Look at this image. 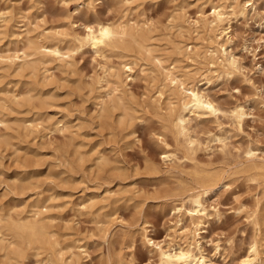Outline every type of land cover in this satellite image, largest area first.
<instances>
[{"label":"rangeland","instance_id":"rangeland-1","mask_svg":"<svg viewBox=\"0 0 264 264\" xmlns=\"http://www.w3.org/2000/svg\"><path fill=\"white\" fill-rule=\"evenodd\" d=\"M216 1L227 4L231 0H0V8L10 12L9 20L0 26L5 32H0V87L6 93L8 89L7 94L18 93L22 101L6 109L9 123L13 125L12 118L39 113L67 124L60 131L39 128L34 135L17 134L11 140L13 145L0 144V211L26 210L39 198L49 206L45 213L51 215V228L58 239L84 244L87 254L78 257L77 264H114L118 256L125 260L132 256L139 264L152 263L155 254L141 238L142 227L152 240L181 242L172 236L180 221L171 207L195 186L193 167L183 157V143H175L172 131L166 132L165 140L169 148L177 147L180 162L162 157L160 132L165 130L158 112L166 110L162 109L165 99L159 107L154 100L161 82L154 61H139L142 65L136 66L133 78L124 79L128 103L136 115L126 125L117 123L116 115L104 118L99 110L98 99L106 97L105 84L96 79L105 58L90 48L73 52L70 66L55 59L46 66L36 62L32 71L5 62L21 42L9 34L11 27L21 34L22 41L28 36L37 44L53 40L59 30L82 32L96 19L138 20L148 27L153 53L163 56L165 64L178 59L175 64L181 70L195 71L199 88L219 108L216 116L190 119L200 142L196 160L201 166L223 170L229 178L226 186L205 198L207 208H216L219 215L207 217L198 239L212 261L238 264L253 235L247 214L257 200L264 201L261 186L242 172L234 173L245 163L246 147H258L256 159L264 158V0H238L246 5L244 15L231 14L226 23L229 37L225 50L236 61L228 75L218 73L216 67L208 70L211 65L203 57L204 32L193 24L200 11L208 14ZM176 17L182 20L183 31L174 24ZM193 49L199 50L200 56H187ZM107 58L114 64L119 60L115 55ZM141 66L155 70L150 72L149 67L141 72ZM28 86L44 92L49 101L40 105L24 100ZM236 105L245 111L240 124L231 115ZM8 131L17 133L12 128ZM211 134L222 140L212 139ZM75 148L83 152L82 160L77 159ZM105 194L110 198L104 200ZM82 204L87 205L85 210ZM96 214L105 222H98ZM261 242L264 246V240ZM0 264H7L1 256ZM21 264L38 263L28 254Z\"/></svg>","mask_w":264,"mask_h":264},{"label":"bare ground","instance_id":"bare-ground-1","mask_svg":"<svg viewBox=\"0 0 264 264\" xmlns=\"http://www.w3.org/2000/svg\"><path fill=\"white\" fill-rule=\"evenodd\" d=\"M245 10V3H240L238 0H231L227 4L216 1L211 4L208 14L200 11L199 16L194 20L195 29L199 27L204 32L206 47L203 50V57L206 64L211 65L208 70L216 67L218 73L228 75L236 68L234 57L225 50V43L229 37L227 31L229 26L226 23H228L231 14L242 16ZM9 14L8 10L0 8V26L9 20ZM174 24L180 31L184 30V25L179 17H176ZM14 29L11 27L9 34L14 36L16 42L20 40L21 42L14 48L11 55H7L5 61L7 66H14L18 69L27 67L33 71L36 68V62L46 66L49 61L55 59L70 66L73 52L84 47H88L94 53L104 57V65L101 66L102 72L96 82L104 81L103 91L106 97H99L97 103L104 118L109 119L116 115L117 123L123 125L129 124L136 117L131 104L129 105L130 102L128 103V91L125 89L124 79L133 78L136 66L147 64L149 62L147 60L154 61L155 67H158L161 73H159L161 82L157 86V95L154 100L159 102V107L162 104L160 101L165 99L162 109L166 110V113L158 112L165 130L160 132L163 145L162 157L168 161L180 162L181 157L178 158L176 155L177 147L169 148L170 145L165 140L166 132L172 131L175 143H183L182 146L185 149L183 157L192 164L195 186L190 188L189 192L184 194L185 197L180 198L178 203H174L171 207L178 215L177 222L180 221L174 226L172 236L178 237L181 242L173 239L164 243L152 240L142 227L141 238L149 246V250L155 254V260L148 264H217L203 253L198 239L200 237L199 230H201L200 225L206 222L208 216L212 214V216L218 217L219 215L216 208L212 207V211L207 208L204 203L205 198L211 193L215 194L218 187L226 186L229 178L223 170L201 166L199 160L195 158L194 153L200 142L193 134L190 119L204 115L216 116L219 109L212 99L199 88L198 80L194 76L195 71L191 73L188 70H181L179 65L175 64L178 59H173L175 61L170 62L171 64H165L163 56L153 53L148 27H144V22L139 23L138 20L128 18L118 21L96 19L93 23L86 24L82 32L59 30L56 31L57 36L53 40H42L37 44H33L28 36L22 41L21 34ZM3 31L0 29V32ZM63 40L71 44L65 45L62 43ZM176 47L180 49L181 46L176 44ZM190 50H188L187 56L191 58L200 56L199 50L193 49L191 54ZM109 55L119 58L117 64L108 62L110 60L106 57ZM139 61H142V64L138 63ZM44 65L43 67H45ZM145 68L141 66L138 69L143 72ZM47 69L46 67L45 70ZM154 70L152 67L149 68L150 72H154ZM121 74H124L123 78ZM149 74L153 76V74ZM205 79H208V76ZM80 88L77 85V89ZM4 90L0 87V144L13 145L11 140L17 134L34 135L36 131H39V128L60 131L67 126L66 122L61 119L51 121L50 116L41 117L39 113L27 118H12L13 125H11L9 123L11 119H9L6 109H13L14 103L19 104L22 101L17 96L18 93L7 94L9 90L7 89V93ZM24 92V100L29 103L37 102L41 105L49 101L44 96V92L33 86H28ZM244 114L245 111L241 105H236L231 111L237 124H240ZM9 128L15 129L17 133L8 131ZM210 137L214 140H222L220 135L211 134ZM16 149L17 147H14V150ZM257 149L258 147L248 146L243 150L245 163L234 173H244L246 179L253 181L256 186H261L264 193V158L256 159L258 158ZM74 152L77 159L82 160L83 152L78 148H75ZM102 198L105 200L110 196L105 194ZM29 204V209L26 210L0 211V256L3 261L7 264H21L29 254L35 257L38 264H77L78 257L87 254L84 244L59 240V235L57 236L54 229L51 228V215L45 213V211H49V206L41 204L39 198ZM81 207L85 210L87 205L82 204ZM247 216L248 222L253 227V235L245 252L240 256L238 264H264V246L261 242L264 240V201L260 203L257 200ZM182 217H185L187 222L182 223ZM96 218L98 222H105L99 217V214H96ZM133 242V238L130 237V245ZM214 247L218 248V244L215 243ZM114 264L139 263L133 262L132 256L127 260L118 256Z\"/></svg>","mask_w":264,"mask_h":264}]
</instances>
